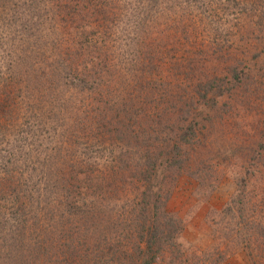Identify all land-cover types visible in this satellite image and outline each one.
I'll return each instance as SVG.
<instances>
[{
	"label": "rangeland",
	"instance_id": "rangeland-1",
	"mask_svg": "<svg viewBox=\"0 0 264 264\" xmlns=\"http://www.w3.org/2000/svg\"><path fill=\"white\" fill-rule=\"evenodd\" d=\"M0 194V264H264V0H0Z\"/></svg>",
	"mask_w": 264,
	"mask_h": 264
},
{
	"label": "trees",
	"instance_id": "trees-1",
	"mask_svg": "<svg viewBox=\"0 0 264 264\" xmlns=\"http://www.w3.org/2000/svg\"><path fill=\"white\" fill-rule=\"evenodd\" d=\"M20 28H18V32H20ZM21 33H18L17 35H15L14 39L18 36V38L20 37ZM12 60V59H11ZM232 74V73H231ZM6 139L7 143L9 142V140L7 139V137H3L2 140ZM0 198H1V203H0V220H2V223H9L11 221V224L8 226V229H12L13 231L18 232L19 234L23 235H28L31 234V241L35 240V238L33 237L34 234H38V232H36L33 229H28L27 228V220L22 218V221L19 223V218L17 215V212H13L11 205L7 206L5 204H3L2 201H4L3 199L5 198L2 194H0ZM12 209V210H11ZM10 214V215H9ZM26 218V216H25ZM15 227V228H13ZM30 230V232H29ZM159 232V229L156 228L154 229L152 226L151 228L147 231V233H142V234H138L139 237V244L138 246H136L137 248L133 249V251H135L134 255H130V252H123V255L125 257V264H153L156 259L159 257L163 247H164V243L166 241H164V236L161 235ZM131 238L129 239V241L132 239V236H130ZM126 239H128V237H126ZM132 243V242H131ZM39 245V244H38ZM113 245H109V243H107V248L104 250V252H106L107 257H108V263H119L121 262V256L120 254L118 255L116 251H113V248L111 247ZM106 247V246H105ZM115 249L118 251L117 247L115 246ZM128 249V248H127ZM126 251V250H125ZM115 255H118L115 256ZM114 256V257H113Z\"/></svg>",
	"mask_w": 264,
	"mask_h": 264
}]
</instances>
